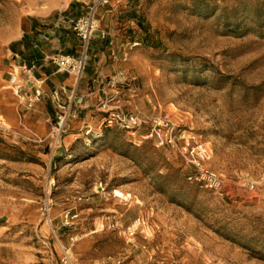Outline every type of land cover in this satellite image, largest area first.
I'll list each match as a JSON object with an SVG mask.
<instances>
[{
    "label": "rangeland",
    "instance_id": "374dc122",
    "mask_svg": "<svg viewBox=\"0 0 264 264\" xmlns=\"http://www.w3.org/2000/svg\"><path fill=\"white\" fill-rule=\"evenodd\" d=\"M85 12L79 0H0V50L31 25L60 34L36 45L64 32L74 45ZM98 19L76 53L96 101L60 97V133L50 96L45 131L0 115V264H264V0H111ZM18 106L21 118L37 107ZM110 111L138 116L136 138L104 123ZM158 118L205 144L221 193L188 180L183 141H139Z\"/></svg>",
    "mask_w": 264,
    "mask_h": 264
},
{
    "label": "built area",
    "instance_id": "2783aa9c",
    "mask_svg": "<svg viewBox=\"0 0 264 264\" xmlns=\"http://www.w3.org/2000/svg\"><path fill=\"white\" fill-rule=\"evenodd\" d=\"M85 7V14L76 20L72 21V30L79 40L87 48L89 41L98 29L99 19L98 11L101 7L110 3L111 0H79ZM44 40H48L45 37ZM86 53L80 56L59 55L53 59L59 72L67 73L79 81L86 68ZM21 69V76L23 80H18L16 75H11V85L13 94L22 102L28 110L35 108L44 98V91L41 84L37 81L31 80L33 68L26 66L19 67ZM51 100L57 103L61 111V115L57 119L55 131L60 133L71 114L70 105L66 109L65 105L61 103L60 94L53 92ZM64 110V111H62ZM107 118L104 120L108 126H117L128 134L136 138L139 131L140 120L134 114L124 112H108ZM0 128L9 130L5 124L0 122ZM139 141H153L157 147L161 148H175L180 141H183L182 151L183 155L189 157L194 167V173L188 176V180L201 184L206 189L221 193L223 191L224 182L222 177L210 170L205 164L210 158V150L201 144L195 137L187 135L186 130L175 126L167 119L158 118L152 121L150 129L142 132L139 136ZM253 188V187H252ZM81 201V199H79ZM74 220L77 215H65V219ZM68 222V221H67ZM137 229V228H136ZM136 229L129 232L130 236H134Z\"/></svg>",
    "mask_w": 264,
    "mask_h": 264
},
{
    "label": "crops",
    "instance_id": "0c3cea01",
    "mask_svg": "<svg viewBox=\"0 0 264 264\" xmlns=\"http://www.w3.org/2000/svg\"><path fill=\"white\" fill-rule=\"evenodd\" d=\"M55 34L58 36L60 35L57 31L48 34L37 26L31 25L27 31L18 32L15 38L9 42V47L7 49L0 50V74H2L0 75V115L4 116L7 121L13 125L20 123L24 129L32 130V125H35L33 122H36L39 127V132L45 131L50 119L47 111H45L44 105L48 104L46 97L49 98L53 92H58L65 103L66 99L71 100L74 95L78 97V102L80 104L92 97L95 99L94 101H96V93L99 91L98 87L94 88V86H92L94 91L91 92V83L79 82L78 84V81H76L73 76L59 72L57 66L53 62V59L59 55L78 56L76 53L80 40L72 34L76 37V40L70 38L74 45H68L67 41L69 34L64 32L62 37L58 40L59 44L54 42L53 46L48 47L41 43L45 37H48L47 41H49L52 35ZM35 41H41V44L36 45ZM9 56L15 60L14 62L23 63L22 66L28 68L32 67L31 80L41 84L44 91V98L41 103L37 105L36 110L24 114L23 118H21L20 112L18 111V104L21 102L17 103L15 98L11 96L10 93L6 92V89L12 86L11 75H13L12 69H14L11 63L8 62ZM10 66L12 69L9 68ZM10 70H12V72L9 73L8 71ZM8 73L9 75L7 76ZM90 79L91 78H88V80ZM7 94L11 96L12 102H5L4 97ZM77 97L75 98L76 100ZM5 103L9 105L7 106L8 108L5 106ZM80 107H82V105H80ZM6 109L8 111H6ZM79 114L83 115L85 112L79 111ZM90 114V112L86 114L81 125V128L87 130L86 132H90V128L92 129L91 126L95 123L94 121H97L94 118L91 119Z\"/></svg>",
    "mask_w": 264,
    "mask_h": 264
},
{
    "label": "bare ground",
    "instance_id": "6f19581e",
    "mask_svg": "<svg viewBox=\"0 0 264 264\" xmlns=\"http://www.w3.org/2000/svg\"><path fill=\"white\" fill-rule=\"evenodd\" d=\"M116 196H117V197H123L124 195L121 194L120 192H116Z\"/></svg>",
    "mask_w": 264,
    "mask_h": 264
}]
</instances>
